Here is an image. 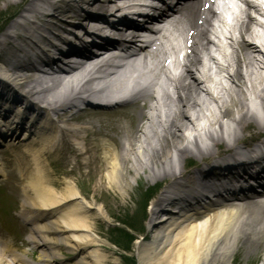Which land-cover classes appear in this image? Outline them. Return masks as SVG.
Returning a JSON list of instances; mask_svg holds the SVG:
<instances>
[{
	"label": "bare ground",
	"instance_id": "obj_1",
	"mask_svg": "<svg viewBox=\"0 0 264 264\" xmlns=\"http://www.w3.org/2000/svg\"><path fill=\"white\" fill-rule=\"evenodd\" d=\"M21 1L22 0H2L4 8L13 6ZM50 1L51 0H36L34 3L31 0L27 4L25 11L32 14L33 17H37L39 12L35 9L36 2L49 3ZM83 2L84 0H82L79 5ZM62 5H65L64 1L57 0V2L53 4L54 8L52 15L48 17L56 19L55 17L58 15L61 16L63 12L61 9ZM75 5L76 4L73 3V6ZM78 7L80 8V6ZM63 14H65V16L69 14L73 19H76L75 16L77 15V13L72 11H65ZM253 23L257 24L255 22ZM253 23H251V25L249 22L245 23V25H243V31L248 30L249 26L253 28ZM85 24L84 21L81 24H76V26H83ZM45 25V19H43L39 25L29 22L28 19H24L21 25L16 23L12 26L13 28L10 29L20 30L26 34L23 40L24 45H26L28 41H33L32 39H39L37 44H33L34 48L46 44L49 51L54 48V45L50 39H47L49 35L46 31L49 33L50 31L48 28H45ZM225 27L224 24L222 28ZM62 28L63 27H60V30L57 29L59 33L53 36L59 38L58 36L63 35ZM41 31L47 34V38L35 37V34ZM240 36L241 33L236 37L240 38ZM252 38L254 39L253 36ZM254 40H257V38ZM13 43H16L15 37L13 38L11 34H4L2 42L0 43V49L3 52L9 51L11 54H15L18 50L13 47ZM199 43L205 49H209L205 42L199 41ZM36 51L37 50L32 49L31 54L27 55L28 59L31 58V55H36L34 53ZM91 58L98 57L92 56ZM231 60L235 61L239 66L242 65L246 69H249L254 74V83L250 87H248L247 84L244 86L243 77L238 74L236 75L237 77H232V80L239 84V94L246 95L251 89L255 90L256 85L260 86L261 83L264 82V63H258L253 58H248L247 55H243L241 58L237 57L236 60L232 58ZM43 64L44 63H41L40 67ZM60 67L61 66L57 67L58 70H62V67ZM257 67L262 69L261 72L254 71L258 70ZM103 69L106 71L108 68L106 67V62L101 60V62L92 64L88 61H84L81 64H74L70 68H67V77H56L55 73H51L44 77L39 72L38 74L23 75L4 74V77L9 81L18 83L17 92L28 98V107H31V109L33 108L34 100L42 101L49 107V112L46 113L45 129L41 130L37 127H30L29 129L32 133V137L35 138L33 141L34 143H25L24 153L18 156V159L25 161V165L31 164V166H25L24 168L27 171L25 186L32 190V194L29 195V197H34L29 203L31 210L34 212L28 215V219L33 223L43 220V223L37 224V227H35L29 239L36 246L40 244L44 247L40 252L39 259L46 264H58L59 260H63L64 255L62 251H69L72 253V256L76 259L75 264H118L116 259L111 260L106 253L107 250L102 248V244H100L102 241L94 231V221L97 218L103 219L105 217L102 208L95 206L92 201H89L92 200L91 197L85 198L82 196L77 186L73 184H68L64 191L59 190L56 192V190L52 189L49 181L46 179L48 172L43 163L45 160V147L51 145L55 133V130L53 132H49L48 130V126L52 124L53 121L50 119V117H52L51 114L58 116V118H63L64 115L73 108L72 100H75L80 94H83L85 98L99 100L109 96L103 92H95V90L91 88V83L86 85L87 87L83 85V87L77 88L71 84L67 86L68 84L65 82L73 81L82 74L88 76L99 74V71ZM61 73L64 74L65 72L61 71ZM165 76L168 78L167 75ZM108 77H112L115 80L118 79L114 71H112ZM89 82H93V80H89L87 83ZM48 83H50V85H48ZM173 90L177 95L178 102H180L178 92H184V100L189 106L188 111L191 112L190 115L188 114V118L187 116L182 117L183 120L184 118H186V120H179L176 122L174 119L181 118V111H179L177 116L173 112L165 111L162 112L163 114H156L153 119L150 120L148 126L143 127L142 125L144 130L139 136L137 133L131 135L125 133L119 151L112 145L108 147L103 144L102 146L103 156L105 158L104 172L106 174V185L112 193L120 195L121 199H123V197L128 199L130 189L133 190L138 183L137 181L140 180L143 175H146L147 172L153 171L152 168L157 165H162L163 168H167L171 170V172L167 173L166 171H162L163 175H155L154 178L165 179L167 177L172 186L169 189L175 194L182 188V185H184V182L180 181L181 178H183L184 166L180 164L179 161L176 162L179 164H175L174 166L171 163L172 160L167 158H181V160H186V164L188 159L193 156L186 148L192 146L198 149L197 154L200 155L201 158L209 156L212 153L219 154L217 147L220 143L228 144L225 132L231 128L230 124L224 128V126L227 125V122L222 124L224 118H227L231 124L239 126V130H244L248 126L254 125L256 122L260 121L258 116L251 112L248 105L237 95L238 93H235V99L231 98L228 94L226 98L225 96L218 97L219 100L222 101L217 108H214L212 103L210 104L202 100L201 97L192 98L189 89L179 83L176 85V89L173 88ZM192 90L197 92L194 87H192ZM258 93L253 91L254 96L258 95L257 99L259 105L260 103L264 104V87L261 88ZM170 100V98H167L165 103L166 106ZM66 101L68 102L65 103ZM235 105H237V109L234 111L231 108ZM217 109H219V112H217ZM262 109H264V107H262ZM3 119L4 117H0V130L3 131V133H0V139L5 136L15 135L24 127V125L21 124L17 127L13 123H10L9 126L7 123L8 120L6 121ZM101 132H98V134ZM68 134L76 145L72 144L70 141L63 143L65 147L68 146L64 150L65 154H73V157L93 156L94 154H98L96 149L91 148L89 140L90 136L96 135L92 131V128L88 129V126H83L76 130L69 131ZM175 134H177V137L173 138ZM213 135H216V137L214 138ZM82 136H84V138ZM236 139L239 140L240 136L236 137ZM80 140L83 141V147L79 146ZM210 140L213 142L210 146L205 148L202 147L203 143L206 141L210 142ZM228 146L229 145H227V147ZM202 161H204V159H202ZM33 162L36 164H33ZM223 164L224 163H222V165ZM231 164H233V162H231ZM54 182L55 181L52 180L53 185L56 186ZM154 183L155 180H152L150 184ZM72 197L75 198L73 200L77 201H73ZM236 201L239 202V200ZM179 202L183 204L180 200ZM173 203H176L175 198L162 197V199L160 198L155 202L154 207L157 208L153 207V210L151 209L149 219L147 217L148 213L146 212L139 215V219H148L146 236L149 234L152 236H149L150 239H144L142 241L144 244L138 248V264H229L230 258H233L238 248L236 239L239 237L244 239L249 235L258 240L261 235L258 230V222L261 217H263V214L260 213V209L254 211L252 205L243 206L239 204L237 205L238 208L231 207L232 210L229 209L230 205L226 204H221L216 208L207 206L197 214L188 212L182 213L181 216L173 217V215H171L172 213L168 211V207ZM141 209H143V207H141ZM91 210L94 211V214H90ZM160 212L171 215L170 217L173 218L166 219L165 221L159 220L156 215ZM197 216L205 220L198 221L195 219ZM112 218L119 220L118 217ZM7 253L11 252L6 249L0 250V264H29L22 259L17 261L8 260L6 259ZM11 255L14 254L11 253Z\"/></svg>",
	"mask_w": 264,
	"mask_h": 264
},
{
	"label": "rangeland",
	"instance_id": "obj_2",
	"mask_svg": "<svg viewBox=\"0 0 264 264\" xmlns=\"http://www.w3.org/2000/svg\"><path fill=\"white\" fill-rule=\"evenodd\" d=\"M0 5H1V2H0ZM0 11H1V8H0ZM0 17L6 18L7 16H5L4 13L2 12L0 13ZM124 125H125V122L121 121V130H122V127H124ZM98 163L99 162H97L95 166V170L92 169V165L90 166L89 168L90 174L87 177L85 176L84 179L80 180L81 181L80 188H81V192L85 196L91 197L94 199L93 202L96 206L100 204V206H102V209H104L105 217L99 221L94 222V231L102 237L101 239L104 242V246L108 250L106 251V253L109 255L110 259L111 260L116 259L118 264H123L124 260H121V258L119 257L120 254H122L120 250L112 246V244L109 241H108L109 243L106 242V239L107 240L112 239V236L108 228L112 227L114 223L113 222L114 218L112 217H118L119 219H126L127 216H132V214L136 212L135 210H138V208H140V205H142L143 200L139 197V193L137 194L135 193L137 189L136 190L130 189L129 191L130 193H128L129 195L128 199L124 197L123 199H121L120 195L112 193L111 190L107 187L105 180L102 178V176L104 175L101 172L103 167L98 169ZM97 169L99 171H97ZM97 172H99V176L96 175ZM97 177H100L98 178V182L96 181ZM93 212L94 211H92L91 213L93 214ZM106 216H107V219H106ZM139 246H140V243H138V240L136 242L134 241L133 255L136 257V259H137V256H136L137 249ZM131 247L132 245L130 243L129 245L130 250H131ZM244 252L245 251L237 250V255L235 257L236 259L234 263L238 262V264H244V263H240L245 259ZM65 253H67L68 256L70 255V252L68 251H65ZM73 263L74 261L70 259V257L64 261V264H73Z\"/></svg>",
	"mask_w": 264,
	"mask_h": 264
}]
</instances>
